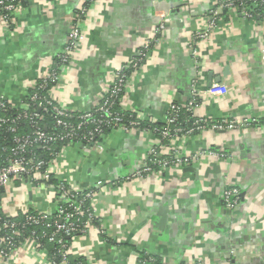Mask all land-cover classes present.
<instances>
[{
  "label": "crops",
  "instance_id": "0c3cea01",
  "mask_svg": "<svg viewBox=\"0 0 264 264\" xmlns=\"http://www.w3.org/2000/svg\"><path fill=\"white\" fill-rule=\"evenodd\" d=\"M81 4L23 0L14 25H0L4 98L18 103L53 66ZM213 6L214 0L89 4L81 23L85 39L70 64L60 68L55 91L60 103L82 111L92 108L113 70L151 38L155 16L178 9L175 17H166L161 40L144 69L130 75L120 106L144 120L161 122L172 102L189 98L191 79L199 70L200 88L219 85L222 93L199 95L193 116L208 121L255 117L260 128L180 136L174 147L182 153L222 149L230 158H205L135 180H126L129 166L124 163L137 165L150 146L161 144L153 132L108 133L100 153L82 152L78 143L68 145L65 163L75 170L77 184L99 179L107 183L94 198L96 225L71 239L73 259L83 264H264V17L247 18L230 10L199 45L197 67L192 36L206 25ZM188 166L196 173L184 171ZM227 184L240 190L233 211L225 205ZM10 187L21 206L27 189L12 183ZM39 199L32 197L34 203ZM7 211L15 212L11 207ZM6 261L0 259V264H51L47 254L25 242Z\"/></svg>",
  "mask_w": 264,
  "mask_h": 264
},
{
  "label": "built area",
  "instance_id": "2783aa9c",
  "mask_svg": "<svg viewBox=\"0 0 264 264\" xmlns=\"http://www.w3.org/2000/svg\"><path fill=\"white\" fill-rule=\"evenodd\" d=\"M88 1L92 3L94 0ZM252 3L257 9L264 8V0H252ZM22 7L23 0H0V25L11 28L16 22V15L22 11ZM224 9L236 10L247 18L254 16L241 0H214V6L210 9L206 25L196 30L192 36L191 51L197 67H199V45L205 42L210 33L220 25L221 13ZM77 10L79 12L72 19L64 46L57 56L59 65L52 66L42 74L38 79L41 82H35L29 88L28 95L18 103L10 102L0 93V130L7 126V132L16 133L20 124H26L31 128L30 135H13L11 146L7 148L0 146V259L3 262L25 242L47 254L51 264H83L82 260H75L71 257V239L83 235L88 228L96 225L94 224V198L107 183L99 179L85 186L77 184L72 177L75 170L65 163L67 146L71 143L59 151L55 150L53 143L74 138L77 139L74 143L82 145V152L90 153L94 150L100 153L104 150L105 128H107V134L111 132L130 133L136 130L142 133L158 131L161 144L150 146L142 161L136 163L137 165H134L126 176V180H135L142 179L143 176L149 174L159 175L166 170L174 171L183 166L193 165L205 158L218 160L230 158L222 149L199 148L193 152L182 153L174 147V141L180 136H190L204 131L221 133L260 128V119L255 117L208 121L203 117L194 116L190 125H176L183 112L191 113L193 116V112L200 106L199 95L215 96L222 93V87L219 85L202 90L199 70H196L191 79L189 98L185 102L170 104L161 121L163 126L160 130L157 128L140 130L138 127L144 120L143 118L133 111L128 112L120 107L121 110L129 113L126 118L124 112L115 108L116 104L121 105L122 96L129 84L130 74L127 69H132V73L144 69L143 65L146 64L153 47L159 44L161 39L156 38V35H162L164 32L167 12L155 16L151 38L144 41L128 62L113 70L103 93L92 108L83 111L67 108L57 100L55 91L61 80L59 69L61 66L70 64L74 53L85 39L81 23L87 8L82 3ZM262 52L264 53V44ZM49 85L48 94H42ZM31 88L34 91H31ZM27 101L32 104H28ZM5 112H8L6 116L3 114ZM41 112H52L56 118L54 125L68 129V131L60 134L49 132L47 127L43 128ZM75 113L79 114L77 124L64 120L65 117H71ZM81 129H84L86 133L79 135L76 130ZM99 138L101 141L97 140ZM32 146H34L33 150ZM37 147L43 151L38 153L35 150ZM166 151L168 153H164ZM4 154H6L5 157H3ZM28 154L32 157H28ZM11 183L16 187L23 186L27 189L26 198L21 206L13 200L9 193L12 189ZM33 189L34 192H32ZM34 195L40 198L39 204L32 200ZM239 195L240 190L236 186L226 185L224 199L228 210L233 211L236 208ZM41 203L44 205L41 206ZM45 204L48 207H45ZM10 207L14 208L15 212L7 211ZM21 212L26 215L24 219L13 220ZM27 226H31L32 229L26 230ZM38 228L41 230L39 231ZM43 239L54 245L52 254H49L40 243ZM198 264L202 263L199 261Z\"/></svg>",
  "mask_w": 264,
  "mask_h": 264
},
{
  "label": "trees",
  "instance_id": "16d2710c",
  "mask_svg": "<svg viewBox=\"0 0 264 264\" xmlns=\"http://www.w3.org/2000/svg\"><path fill=\"white\" fill-rule=\"evenodd\" d=\"M238 1V0H236ZM242 3L244 5H246L248 7V11L251 12L252 14H254V16H260V17H264V8H259L257 9L256 6H254V4L252 3V0H241ZM82 3L84 4V6L88 9L89 8V1L88 0H82ZM78 10L75 12L76 15L78 14ZM229 12H230V9H224L221 13V18H225L227 19L228 15H229ZM84 19V18H83ZM161 34H157L156 35V38H161ZM53 66H58L59 65V61L57 59V57L55 58L54 60V64H52ZM62 67V66H61ZM60 70V69H59ZM132 69H127V72L128 74H132ZM37 82H41V80H37ZM50 90V85L42 92V94H48V91ZM31 91H34L32 90L31 88ZM28 104H32L30 101H27ZM120 105L116 104L115 105V108L117 110H120L122 112H124L123 110L120 109ZM32 109V107H31ZM15 112V111H14ZM125 114V117L128 118V115L129 113L128 112H124ZM5 116L8 114V112H5L3 113ZM13 114V113H12ZM41 116H42V119H43V128L44 127H47V130L49 132H54V133H66V131H68V129H64L62 127H58L57 125H54V121H55V116L52 112H48V113H44V112H41ZM79 114L78 113H75L74 115H72L71 117H65L64 120L68 121V122H72L73 124H77L78 121H79V118H78ZM194 116H192L191 113H188V112H183L178 120V124L176 125H180V126H188L191 124V122L194 120L193 118ZM163 126V122H151L150 120H143L141 122V124L139 125V129L142 130V129H146V128H157L158 130H160ZM52 127V128H51ZM51 128V129H50ZM106 131V134H107V128L104 129ZM138 131V130H136ZM0 146H3V147H9L11 146L13 143H12V138H13V135H26V134H31V128L30 126L28 125H18V130L16 133H10V132H7V126H4L1 130H0ZM76 132L79 133V135H82L83 133H86L84 131V129H81V130H76ZM158 132V131H157ZM155 132L154 134L156 135L157 138H160V136L158 135V133ZM98 141H101V139H97ZM74 142H77V139H74V138H68L66 140H61V141H58L56 143H53V147H55V150L56 151H59L61 150L62 148H64L65 146L68 145V143H74ZM34 146L31 147V149L33 150ZM36 151L39 152H42L43 150L40 149V148H36L35 149ZM6 154L3 155V157H5ZM28 157H32L31 154H28ZM46 157V156H45ZM1 162V161H0ZM153 168L155 169L156 167L153 165ZM25 213H19L16 217L13 218V220L15 221H21L24 219L25 217ZM94 224H96V220L94 221ZM32 229L31 226H27L26 227V230H30ZM38 230L40 231L41 228H38ZM41 244H43V247L48 251L49 254H52L54 252V245L53 244H50L48 243L45 239L41 240L40 242ZM81 261V260H80ZM154 262V261H153Z\"/></svg>",
  "mask_w": 264,
  "mask_h": 264
},
{
  "label": "water",
  "instance_id": "95a60500",
  "mask_svg": "<svg viewBox=\"0 0 264 264\" xmlns=\"http://www.w3.org/2000/svg\"><path fill=\"white\" fill-rule=\"evenodd\" d=\"M158 2H161L162 0H157ZM168 1V0H167ZM168 11V12H167ZM167 11H165V12H167L168 13V17H172V16H176V14L178 13V9H175V10H167ZM155 19V18H154ZM153 22H154V20H153ZM131 142V140L129 141V143ZM132 143V142H131ZM119 151V150H118ZM124 165H127V166H129V168H128V172L131 170V165H130V163H129V161H128V163H124ZM184 171H189V172H194V173H196V171H195V169L192 167V166H188V167H185L184 168Z\"/></svg>",
  "mask_w": 264,
  "mask_h": 264
}]
</instances>
